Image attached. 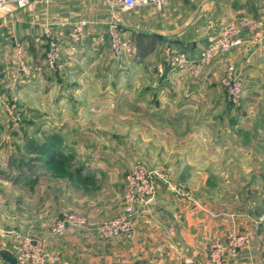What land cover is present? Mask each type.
<instances>
[{
  "label": "rangeland",
  "instance_id": "1",
  "mask_svg": "<svg viewBox=\"0 0 264 264\" xmlns=\"http://www.w3.org/2000/svg\"><path fill=\"white\" fill-rule=\"evenodd\" d=\"M248 21L264 23L261 19ZM250 34L264 36V32ZM40 47L37 64L43 79L24 75L15 52L0 57V264H6V254L14 256L17 247L30 240L45 243L48 257L56 259L48 262L57 263L60 256L49 253L48 241L55 243L72 230H82L71 228L59 236L54 231L57 223L67 214L89 220L88 214L75 210L74 198L108 201V217L97 226L103 225L127 207L131 178L155 183L156 195L148 204L159 196L178 198L200 201L207 211L216 213L222 232L212 244L224 241L234 231L249 234L250 245L264 240V142L256 140L258 133H264V83L256 86L263 91L255 97L259 107L251 111L246 104L253 87L248 86L250 78L244 71L231 64L220 75L210 71L215 58L227 54L217 55L198 73L178 72L172 79L168 76L174 71L169 59L145 65L151 71L157 69L153 76L147 73L135 78L132 70L137 65L132 55L115 60L111 48L104 59L90 63L81 59L73 71L63 75L60 69L66 62L62 53L56 71L49 72L43 63L46 43ZM230 67L242 86L238 104L232 102L223 84ZM124 69L128 73L122 76ZM84 70L88 73L84 78L72 75ZM166 83L178 86L172 97L187 98L196 107L199 104V115L213 116L216 110L217 118L205 119L203 124L194 119L181 127L153 128L145 117L134 116L128 107L123 109L122 101H157V91ZM78 85L87 89L75 88ZM183 86L190 92H184ZM79 114L88 122L78 120L70 127L62 123ZM240 115L253 116V123L242 120L239 124ZM195 129L210 133L203 146L193 135ZM214 133L239 137L220 141L214 140ZM215 141L222 144L221 149L215 150ZM57 151L72 160L65 165L50 162L49 156ZM20 163L22 169H18ZM120 202L123 210L117 214ZM148 204L138 205L137 213ZM209 260L212 263L210 252Z\"/></svg>",
  "mask_w": 264,
  "mask_h": 264
},
{
  "label": "crops",
  "instance_id": "2",
  "mask_svg": "<svg viewBox=\"0 0 264 264\" xmlns=\"http://www.w3.org/2000/svg\"><path fill=\"white\" fill-rule=\"evenodd\" d=\"M117 17L123 27L124 39L132 42L135 47V53L130 58L134 65H137L132 70L133 77L138 78L147 73L151 76L158 73L157 69L151 71L150 68H144L145 65L169 60L180 52L188 54L192 59H198L201 51L231 22L240 19L264 20V0H169L161 8L136 7L127 13L118 10ZM83 20L87 22L83 39L80 43H74L69 33ZM110 21L111 12L102 0H58L48 6L35 3L26 9L17 10L12 15L0 16V57L4 55L8 58L13 52L17 55L16 45L21 44L29 70V74L24 75L31 78L36 75L40 77L42 72L37 64L42 50L40 44L46 43L44 27L51 24L67 33L62 45V58L66 63L60 69L64 75L67 74L64 72L73 71L71 68L77 66L75 64L81 59L88 63L104 59V55L106 56L110 49L108 38ZM141 34L158 38L154 50L142 61L137 57L135 45V39ZM242 37L244 44L227 55L217 56L210 71L218 72L220 75L229 64L236 65L238 69L244 71L250 78L248 86L253 87L249 89L252 95H249L250 100L246 105L249 106L248 110L253 111V108L259 107L258 98H255L259 96L257 92L263 91L256 86L264 83V39L247 31ZM30 63L33 64L32 67ZM43 63L45 64V60ZM160 70L162 69L158 68V71ZM127 71L124 69L121 72L122 76H125ZM177 74L178 72L172 71L168 76L174 79ZM60 75L62 76L61 72ZM72 75L77 79L84 78L88 73L84 70ZM40 79H43L42 76ZM85 86L78 85L75 88L85 90L87 89ZM176 87L169 83L164 84L157 91L159 97L157 101L142 100L134 103L122 101L123 109L128 107L132 109L134 116L145 117L151 127L153 125L181 127L180 125L194 119H197L198 124H203L205 119L217 118L214 115L216 110L213 116L199 115V104L196 107V103L187 98L172 97L173 90L177 91ZM185 88L187 87L183 86L184 92H190V89ZM196 91V88H192V92ZM80 114L74 118H67L62 123L70 127L78 120L80 123L88 122L86 121L88 118ZM252 117L240 115L237 120L239 124L242 120L251 124ZM262 120L264 121V118ZM66 128L59 129L66 132ZM193 135L201 139L202 146L206 136L210 137V133L206 134L205 131L196 129ZM213 135H216L214 140L220 141L226 137L234 140L239 137L236 133ZM256 138L263 143L264 133H258ZM213 145L217 147L215 150L221 149L222 146L220 143L216 144V141ZM178 200L180 199L159 196L154 202L139 207L132 240L119 238L106 241L97 235L95 228L108 217V201L90 202L89 198L85 200L74 198L75 210L89 215L90 228L72 230L55 243L48 241L47 250L60 256L55 264H140L149 259H155L157 264H212L209 260L211 242L222 232L219 216L207 211L200 201ZM118 205L117 214L123 210V204L120 202ZM231 220L235 222L234 219ZM229 227L230 222L223 229L227 231ZM4 262L8 264L5 256ZM224 264H264V240L261 242L254 240L248 249L241 251L237 257L225 261Z\"/></svg>",
  "mask_w": 264,
  "mask_h": 264
},
{
  "label": "built area",
  "instance_id": "3",
  "mask_svg": "<svg viewBox=\"0 0 264 264\" xmlns=\"http://www.w3.org/2000/svg\"><path fill=\"white\" fill-rule=\"evenodd\" d=\"M58 0H0V16L12 15L17 10L30 7L35 3L51 5ZM111 12V21L108 28V38L112 56L115 60L121 59L124 55H134L135 47L132 42L124 39L122 25L117 17V11L129 12L136 7L154 6L161 8L169 0H102ZM87 22L85 20L77 23L70 31L69 37L72 42L80 43L83 39ZM248 31L264 32V23L253 24L250 21L239 23L231 22L224 26L220 33L201 51L198 59H192L188 54L180 52L171 58L172 69L176 72L193 71L199 72L208 67L213 59L219 54H229L234 49L244 44L242 34ZM44 39L47 45L45 67L49 72L56 71L62 53V45L67 36L63 29H57L51 24L44 27ZM264 39V36H262ZM17 59L21 71L28 75L29 70L24 61V51L21 44L17 45ZM228 95L234 104H238L241 99L242 86L240 80L234 75L233 67L228 70L223 81ZM127 199L128 205L124 212L116 218L107 221L103 225L97 226L95 231L105 240L115 238H125L132 240L135 234V216L138 205L148 204L156 195L155 183L149 180H128ZM89 220L76 214L65 215L55 226V233L64 236L67 231L73 229H86L90 226ZM250 245V235H240L236 231L232 232L224 241H216L210 246V259L214 264H224L225 261L238 256L239 252ZM17 264H46L48 261H56L48 257L46 245L43 242L28 241L25 245L17 247ZM140 264H157L155 259H149Z\"/></svg>",
  "mask_w": 264,
  "mask_h": 264
},
{
  "label": "trees",
  "instance_id": "4",
  "mask_svg": "<svg viewBox=\"0 0 264 264\" xmlns=\"http://www.w3.org/2000/svg\"><path fill=\"white\" fill-rule=\"evenodd\" d=\"M158 38L155 36L141 34V36L135 39V45L137 48V57L142 61L146 56H148L156 45ZM59 159L60 161H56ZM70 160L71 156H67L62 151H57L56 153L49 156V161L53 163H59L60 165H65ZM21 164V163H20ZM22 164L18 166V169H22Z\"/></svg>",
  "mask_w": 264,
  "mask_h": 264
},
{
  "label": "water",
  "instance_id": "5",
  "mask_svg": "<svg viewBox=\"0 0 264 264\" xmlns=\"http://www.w3.org/2000/svg\"><path fill=\"white\" fill-rule=\"evenodd\" d=\"M5 258L9 264H17L16 258L14 256L6 254Z\"/></svg>",
  "mask_w": 264,
  "mask_h": 264
}]
</instances>
